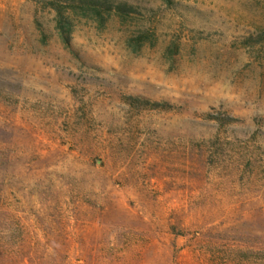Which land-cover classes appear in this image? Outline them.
Segmentation results:
<instances>
[{"label": "rangeland", "instance_id": "rangeland-1", "mask_svg": "<svg viewBox=\"0 0 264 264\" xmlns=\"http://www.w3.org/2000/svg\"><path fill=\"white\" fill-rule=\"evenodd\" d=\"M115 1L0 0V264H264V0Z\"/></svg>", "mask_w": 264, "mask_h": 264}, {"label": "trees", "instance_id": "trees-1", "mask_svg": "<svg viewBox=\"0 0 264 264\" xmlns=\"http://www.w3.org/2000/svg\"><path fill=\"white\" fill-rule=\"evenodd\" d=\"M62 2L71 7L80 8L81 10L93 12L95 14H100L104 10L106 12L113 11L118 14H127L135 11L133 5L124 1L116 2L115 0H56V2L52 4L58 8V4ZM64 40L67 41L66 36H64ZM127 99L133 101L138 100L139 98L127 96ZM142 101L145 106H148V108L165 109L168 106L164 101H151L149 99H142ZM224 119H228L230 122L233 121L232 117H223V120Z\"/></svg>", "mask_w": 264, "mask_h": 264}]
</instances>
